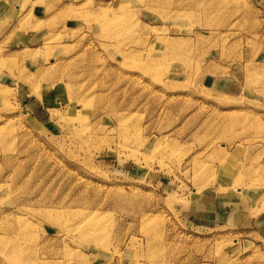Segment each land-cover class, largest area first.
Segmentation results:
<instances>
[{"label": "rangeland", "instance_id": "374dc122", "mask_svg": "<svg viewBox=\"0 0 264 264\" xmlns=\"http://www.w3.org/2000/svg\"><path fill=\"white\" fill-rule=\"evenodd\" d=\"M0 264H264V0H0Z\"/></svg>", "mask_w": 264, "mask_h": 264}, {"label": "bare ground", "instance_id": "6f19581e", "mask_svg": "<svg viewBox=\"0 0 264 264\" xmlns=\"http://www.w3.org/2000/svg\"><path fill=\"white\" fill-rule=\"evenodd\" d=\"M120 1H121V0H120ZM200 1H201V0H200ZM166 2H167V1H166ZM166 2H165V3H166ZM156 3H157V2H156ZM153 4H154V2H153ZM198 4H199V1H198ZM200 4H201V3H200ZM200 4H199V5H200ZM205 6H206V5H205ZM195 7H196V6H195ZM206 7H207V6H206ZM177 42H178V41H177ZM176 44H178V43H175V45H176ZM123 124H124V123H123ZM123 124H122V125H123ZM122 125H121V126H122ZM122 127H123V126H122ZM123 128H124V127H123ZM123 128H122V129H123ZM120 130H121V129H120ZM123 130H124V129H123ZM125 131H126V130H125ZM123 133H124V131H123ZM224 172H225V171H224ZM224 182H225V181H224ZM225 185H226V184L224 183V186H225ZM81 229H82V228H81ZM81 229H80V230H81ZM83 229H84V228H83ZM80 230H79V232H80ZM84 231H85V230H84ZM88 231H89V230H88ZM86 232H87V231H86ZM90 232H91V230H90ZM86 235H90V234H88V232H87ZM91 235H92V234H91ZM93 239H94V238H93Z\"/></svg>", "mask_w": 264, "mask_h": 264}, {"label": "crops", "instance_id": "0c3cea01", "mask_svg": "<svg viewBox=\"0 0 264 264\" xmlns=\"http://www.w3.org/2000/svg\"><path fill=\"white\" fill-rule=\"evenodd\" d=\"M18 6V5H17ZM17 6L16 7H14V8H17ZM17 10H19V8H17Z\"/></svg>", "mask_w": 264, "mask_h": 264}]
</instances>
